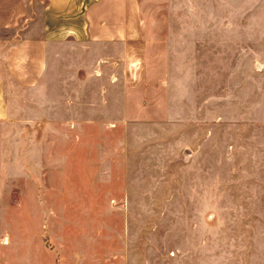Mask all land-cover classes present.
Returning <instances> with one entry per match:
<instances>
[{
    "label": "rangeland",
    "instance_id": "rangeland-1",
    "mask_svg": "<svg viewBox=\"0 0 264 264\" xmlns=\"http://www.w3.org/2000/svg\"><path fill=\"white\" fill-rule=\"evenodd\" d=\"M37 2L59 39L0 122V242L20 264H264V0H127L122 41L79 37L87 0Z\"/></svg>",
    "mask_w": 264,
    "mask_h": 264
},
{
    "label": "crops",
    "instance_id": "crops-1",
    "mask_svg": "<svg viewBox=\"0 0 264 264\" xmlns=\"http://www.w3.org/2000/svg\"><path fill=\"white\" fill-rule=\"evenodd\" d=\"M38 3L37 0H0V122L9 119L16 107L24 106L29 93L40 90L48 67V43L59 39L55 36L57 31L53 30L51 36L49 27L45 28L49 20L46 13V18L43 17V6ZM51 5L53 0H49L45 9H53ZM126 8L127 0H87L76 22L82 26L79 37L124 40ZM66 35L61 34V38ZM10 249L9 242H0L2 264H20L26 262L25 258H32L31 253L11 254ZM67 264L85 262L72 258Z\"/></svg>",
    "mask_w": 264,
    "mask_h": 264
}]
</instances>
